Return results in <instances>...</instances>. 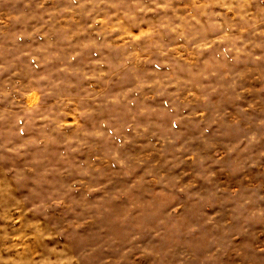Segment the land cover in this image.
Segmentation results:
<instances>
[{
    "label": "clouds",
    "instance_id": "9594fccd",
    "mask_svg": "<svg viewBox=\"0 0 264 264\" xmlns=\"http://www.w3.org/2000/svg\"><path fill=\"white\" fill-rule=\"evenodd\" d=\"M0 264H264V0H0Z\"/></svg>",
    "mask_w": 264,
    "mask_h": 264
}]
</instances>
